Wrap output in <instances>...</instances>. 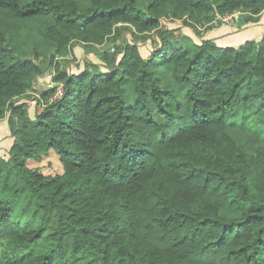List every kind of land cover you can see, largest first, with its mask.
Masks as SVG:
<instances>
[{
    "label": "trees",
    "instance_id": "trees-1",
    "mask_svg": "<svg viewBox=\"0 0 264 264\" xmlns=\"http://www.w3.org/2000/svg\"><path fill=\"white\" fill-rule=\"evenodd\" d=\"M146 1L0 0L45 20L48 48L24 53L0 23V119L16 138L0 159V264H264V145L249 152L229 130L241 104L264 105V35L220 46L162 25L235 11L257 22L264 0ZM78 44L100 61L75 72ZM46 66L53 85L38 86ZM52 150L62 172L28 165Z\"/></svg>",
    "mask_w": 264,
    "mask_h": 264
},
{
    "label": "rangeland",
    "instance_id": "rangeland-1",
    "mask_svg": "<svg viewBox=\"0 0 264 264\" xmlns=\"http://www.w3.org/2000/svg\"><path fill=\"white\" fill-rule=\"evenodd\" d=\"M22 2L28 0H21ZM148 1V0H147ZM146 1V2H147ZM144 2V3H146ZM7 11V12H6ZM10 11V12H9ZM237 16L228 18L229 21H224L223 16L221 20L219 18H211L210 15H202L200 22H196L197 25H187L191 23L187 18L172 19L170 17L163 18L162 25L168 27L175 35H181V33L189 31L195 37L199 33L206 34L212 26L216 24H230L236 23L238 27H242L245 24H242L243 19L246 13L243 11H235ZM227 16V14H225ZM261 17V16H260ZM25 19V20H22ZM212 19V20H211ZM24 17H21L15 14L13 11L0 7V23L3 28H7L12 36V38L19 44L20 49L25 53H31V49L34 45L39 43L41 51L48 49L47 46L42 44L41 28L44 26V21H38L40 24L29 22ZM260 20V19H259ZM258 20V21H259ZM186 21V22H185ZM37 22V21H36ZM241 24V25H240ZM203 34V36H204ZM153 35V34H152ZM155 35V34H154ZM202 35V34H200ZM254 35V34H253ZM264 35V32L259 36V38H251L255 40H261ZM128 39H133L129 31L124 35ZM199 37V36H198ZM156 38V37H155ZM248 40V39H247ZM157 42V41H156ZM141 53L147 57L152 51V41L149 39L147 41H139ZM104 47H107V44ZM71 60L70 67L72 71L78 72L81 71L85 64L90 61H100L96 51L88 52L85 47L82 45H76L73 52L69 55ZM44 71L38 79L37 85H46L52 83L53 70L49 67H44ZM164 75L169 74V71L166 69L163 70ZM166 85H170V78L161 79ZM259 82L246 86L243 90V95H250L252 92L256 91L259 88ZM125 93L127 99L130 103L134 102V83L127 81L125 83ZM39 97V93L36 91H30L24 98L21 99V102L25 101L28 105L30 114H34L37 109L36 98ZM9 112H7L4 118L0 119V159H10L11 158V147L15 141V137L12 135L9 122ZM229 130L239 138L245 146V149L249 152H254L258 146L264 145V105L260 102L254 101L252 104L243 103L241 104L236 116L233 118L232 125ZM28 165L31 167L39 168L42 172L47 174H56L62 172V163L59 160V156L52 150L50 153L43 156L40 161L31 159L28 161ZM242 211V207L235 206H225L222 209V213L226 216H237ZM88 264H99L97 262H90Z\"/></svg>",
    "mask_w": 264,
    "mask_h": 264
},
{
    "label": "crops",
    "instance_id": "crops-1",
    "mask_svg": "<svg viewBox=\"0 0 264 264\" xmlns=\"http://www.w3.org/2000/svg\"><path fill=\"white\" fill-rule=\"evenodd\" d=\"M184 31L185 32L180 35L181 38L192 40L195 43H201L203 39L211 38L220 46H239L247 39L259 38V36L264 32V10L261 13L259 21L246 23L241 28L238 27L236 23H221L214 25L209 31H207L206 34L202 32L199 33V35L196 34L195 37L191 32L186 31L185 29Z\"/></svg>",
    "mask_w": 264,
    "mask_h": 264
},
{
    "label": "built area",
    "instance_id": "built-area-1",
    "mask_svg": "<svg viewBox=\"0 0 264 264\" xmlns=\"http://www.w3.org/2000/svg\"><path fill=\"white\" fill-rule=\"evenodd\" d=\"M235 16H237V15L235 14V12H233V13H228L227 16L224 15L223 20H224V21H229L228 18H231V17L233 18V17H235ZM60 92H61V90H60Z\"/></svg>",
    "mask_w": 264,
    "mask_h": 264
},
{
    "label": "water",
    "instance_id": "water-1",
    "mask_svg": "<svg viewBox=\"0 0 264 264\" xmlns=\"http://www.w3.org/2000/svg\"><path fill=\"white\" fill-rule=\"evenodd\" d=\"M53 84H50V86H52Z\"/></svg>",
    "mask_w": 264,
    "mask_h": 264
}]
</instances>
